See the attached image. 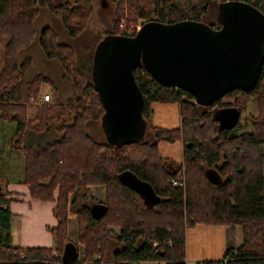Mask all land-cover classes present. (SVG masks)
Returning a JSON list of instances; mask_svg holds the SVG:
<instances>
[{
  "label": "trees",
  "instance_id": "obj_1",
  "mask_svg": "<svg viewBox=\"0 0 264 264\" xmlns=\"http://www.w3.org/2000/svg\"><path fill=\"white\" fill-rule=\"evenodd\" d=\"M110 1L113 14L107 35L132 34L135 28L127 33L124 27L138 18L200 20L205 7L203 0ZM244 1L264 13V0ZM36 4L56 15L70 36L84 28L92 9L90 0H0V36L4 37L0 120L15 122L9 143L23 154L21 181L31 197L54 200L56 218V224L48 227L54 239L52 247L12 244L8 204L17 197H6L8 191L0 183V264H132L139 260L184 264V228L197 222L238 223L241 240L236 246L227 245L221 258L200 259L194 264H264V55L253 87L231 89L207 105L194 102L181 88L160 84L138 65L133 74L143 98L141 136L123 142L98 139L85 126L88 121L100 122L103 111L90 70L91 57L85 75L74 48L57 40L48 25L40 27L37 41L44 55L56 58L69 76L73 96L60 101L54 93L50 101L34 106L33 114H28V98L38 97L41 82H51L42 72L25 76L29 58L19 57L34 37ZM249 95L255 96L257 107V115L250 120L252 130L235 131L240 126L238 118L230 127L219 125L212 107L232 106L239 115ZM223 96L232 99L222 100ZM154 100L177 103L178 126L150 123L149 103ZM67 112L69 120L49 129L50 120H61ZM27 130H44L52 139L26 143ZM159 139L180 141L181 160L160 155L156 147ZM124 169L147 181L157 200L145 203L122 183L118 173ZM207 170L215 174L214 179L208 177ZM174 178L177 184L171 183ZM89 184L104 188L101 202L105 209L98 217L89 213L90 203L97 200L82 193ZM72 208L81 256L66 233V213ZM167 239L169 244L161 243Z\"/></svg>",
  "mask_w": 264,
  "mask_h": 264
},
{
  "label": "water",
  "instance_id": "obj_2",
  "mask_svg": "<svg viewBox=\"0 0 264 264\" xmlns=\"http://www.w3.org/2000/svg\"><path fill=\"white\" fill-rule=\"evenodd\" d=\"M217 9V26L190 18L170 22L151 18L141 21L132 34L108 35L105 48L96 52L92 76L107 140H132L144 130L143 98L133 76L137 65L160 84L189 92L194 102L202 105L231 89L253 87L264 55V13L244 0H223ZM213 113L224 127L232 126L238 118L232 106L217 108ZM207 175L215 178L211 170ZM118 178L143 202L157 200L152 186L129 169L120 171ZM104 209L102 202L89 205L93 217L100 216Z\"/></svg>",
  "mask_w": 264,
  "mask_h": 264
},
{
  "label": "rangeland",
  "instance_id": "obj_3",
  "mask_svg": "<svg viewBox=\"0 0 264 264\" xmlns=\"http://www.w3.org/2000/svg\"><path fill=\"white\" fill-rule=\"evenodd\" d=\"M91 2V12L86 19L84 28L75 36H70L63 25L61 24L59 18L54 15L51 11H49L45 6H41L36 4V10L34 17L32 19V24L34 27V37L32 41L24 47L19 52V57L28 56L29 65L25 71V76H30L36 72H42L46 74L51 82H41L39 86V93L37 98H28V114L31 116L34 112V106L39 105L43 101H50L51 97L54 93H56V97L60 101H64L68 97L73 96V91L71 87V81L67 74L63 72V69L59 63V61L54 57H47L44 55L38 41H37V32L43 25H48L51 27L56 33V38L59 41L69 43L73 48L76 55V60L78 65H80L81 70L84 71L86 75L88 72V62H90L91 57V65L90 70L92 76H94V63L97 54L105 48L106 40H107V30L110 28L111 17L113 14V5L110 0H90ZM204 11L200 13L199 18L204 22H212L218 24L219 20V10L216 8V4L220 2V0H203ZM144 19H136L134 23H128L125 25L124 29L131 30L132 28H136L141 21ZM121 23V22H120ZM4 42V37L0 36V62L2 59V46ZM101 47L98 49V46ZM98 49V50H97ZM97 52V54H96ZM95 53V55H94ZM48 94V99L41 101L43 94ZM231 96H223L222 100H231ZM256 98L253 95H249L247 100L243 106V110L238 115V120L240 126L235 128V131L241 130H252L251 118L257 115L256 110ZM212 110H215V107H212ZM70 112H67L63 115L61 120H50L48 122L50 128L54 129L58 125V122H65L69 120L68 115ZM0 125H4L6 129H0V175L3 169V164L5 163L6 152H8L9 147V137L11 125H14L13 122H2L0 121ZM86 129L96 138L102 139L105 138V132L102 129L101 121H88L85 124ZM45 130V129H44ZM40 132H32L30 133V137L33 138L34 141H48L52 139L50 134L46 131ZM48 130V129H47ZM55 130V129H54ZM57 131H55L56 133ZM54 135V134H53ZM264 149V148H263ZM2 177H0V183L2 181ZM104 191V188H103ZM82 193L85 197H91L95 200L103 198V194L101 189H98L95 186H92L91 189L89 187H83ZM81 200V197L78 198ZM75 207V204L72 206ZM73 208L66 213V233L69 239L77 243L78 256H81L82 245L77 241L76 237V229H77V217L76 214L73 213ZM69 214V217H68ZM230 227L236 229V239L232 238L230 241L239 242L241 238V229L238 223H232ZM117 230V227H113ZM55 251L52 250V253ZM136 264H157L155 261H140Z\"/></svg>",
  "mask_w": 264,
  "mask_h": 264
},
{
  "label": "crops",
  "instance_id": "obj_4",
  "mask_svg": "<svg viewBox=\"0 0 264 264\" xmlns=\"http://www.w3.org/2000/svg\"><path fill=\"white\" fill-rule=\"evenodd\" d=\"M150 114L149 120L152 125L167 128L176 127L179 124L178 106L175 101H159L154 100L149 103ZM2 122H13L10 132L15 127L13 120H0ZM0 129H6L4 125H0ZM34 131L27 130L24 133V141L26 143L35 144L30 133ZM10 133V135H11ZM57 133V132H56ZM10 135L9 142H10ZM156 147L160 155L173 159L181 160V143L178 140L167 141L159 139L156 141ZM6 152L5 163L0 175L4 188L8 191L6 197L16 196L9 202L8 206L12 215L9 220L10 241L18 246H53L54 239L50 234L48 227L56 224V218L52 213L54 200H40L29 195L27 186L21 181L23 172V154L19 148L8 147ZM92 186L101 189L103 198H97V202L104 199V191L102 185H86L91 189ZM55 196V190L53 197ZM71 210V209H69ZM67 210V212H69ZM75 213V212H73ZM69 217V214H68ZM231 224L219 223H200L197 222L192 226L184 228V264H194L200 259H219L221 258L224 248L227 245L236 246L239 242H232L230 239H236V229L230 227ZM71 240V239H70ZM241 240V238H240ZM72 241V240H71ZM74 242V241H73ZM76 245L77 243L74 242ZM80 250L76 251L78 255ZM67 260H69L67 258ZM66 260V261H67ZM139 260L133 262L136 264ZM109 262V261H108ZM159 264V261H155Z\"/></svg>",
  "mask_w": 264,
  "mask_h": 264
},
{
  "label": "built area",
  "instance_id": "obj_5",
  "mask_svg": "<svg viewBox=\"0 0 264 264\" xmlns=\"http://www.w3.org/2000/svg\"><path fill=\"white\" fill-rule=\"evenodd\" d=\"M125 31L128 33V32H131V30H127V29H125ZM139 67L140 66H135L134 68H133V72L135 71V70H138L139 69ZM142 67V66H141ZM143 68V67H142ZM144 69V68H143ZM147 72V71H146ZM133 76H134V74H133ZM46 99H48V94H43L42 95V99H41V101H43V100H46ZM171 183L172 184H177L178 183V179L177 178H174V179H172L171 180ZM153 244H156V242L155 241H153L152 242ZM161 243H163V244H169V239H167V240H162L161 241ZM53 254H55L54 252H53ZM165 262H164V260H160L159 261V264H164Z\"/></svg>",
  "mask_w": 264,
  "mask_h": 264
}]
</instances>
